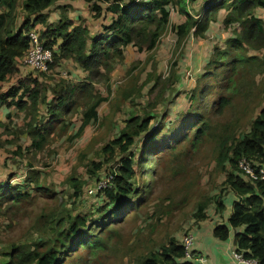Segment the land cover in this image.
Instances as JSON below:
<instances>
[{"label":"trees","instance_id":"obj_1","mask_svg":"<svg viewBox=\"0 0 264 264\" xmlns=\"http://www.w3.org/2000/svg\"><path fill=\"white\" fill-rule=\"evenodd\" d=\"M83 1L89 4V11L94 19H98L104 11L111 14L109 24L102 28L103 33L91 36L84 19H69L68 10L66 15L61 12L55 23H48V16L44 12L52 7L56 0H0V107L23 112L27 120L17 133H5L8 127L2 122L0 128L5 131L3 133L15 137L18 134L24 135L29 141L27 147L16 146V151L12 153L14 155L11 154L10 157L22 159L29 154L35 157L57 144L52 142L54 136L59 137V141H64L65 138V143L70 146L80 139L88 125L98 120L100 105L111 102L112 110L121 102H135L140 98L142 90L154 82L155 85L147 93V97L154 94L153 102L143 106L142 111L146 114L125 112L127 117L119 134L99 150L98 158L101 161L89 162V175L95 174L94 171H98L106 163H112L107 177L110 179L104 188L97 191L98 196L105 201L96 208L100 214L98 221L90 227L92 219L88 226L86 219L71 217L69 214L66 217L53 218L49 232L43 239L30 245H11L8 251L2 253L0 264H62L79 246L89 250L100 249L102 238L91 232L98 231L96 227L101 230L110 221L111 224L122 223L143 201L135 179L137 168L147 161L144 158L148 155L146 151L151 149L149 153L156 154L155 157L159 158L164 152L173 150L185 142H190L194 148L195 144H199L203 139L209 141L210 135L216 140V166L224 172L223 184L234 196L230 216L226 221L220 220V223L214 226L213 237L226 241L230 230H234V252L240 253L244 259L255 260L256 264H264V182L248 181L237 169V162L242 158L264 167V96H261L260 106L255 102L249 107L253 117L243 127L239 118V112L243 109L231 103L239 86L244 84L249 68H264V24L254 15L255 9H264V0L207 2L199 18H194L188 13L184 0ZM100 4L106 7L102 8ZM64 7L72 10L68 5ZM61 9L63 10V7L56 8L59 11ZM171 9L184 18L179 25L170 21ZM220 10L227 12L224 28L233 25L237 27L233 38L226 40L223 50L217 45L213 47L210 60L203 73L194 81L190 93H181L185 95H182L183 100L179 104L186 110L179 112L177 119L166 128L169 116L164 105L170 106L179 97V93L174 92L178 83L176 67L179 59L184 56L186 41L190 36L200 41L206 39L210 21L215 20ZM167 31L173 32L176 37L173 48L175 57L168 63L169 74L164 77L162 74L158 75L155 70L156 62L148 55L158 48ZM30 34L36 35L41 47L53 52L47 72L31 69L24 64L28 51L33 47ZM128 46L138 53H146L148 58L154 61L153 71L147 73L140 84V80L133 78V83L116 91L112 99L104 97L95 90V85L109 84L116 67L124 62V53ZM249 51H254L257 55L260 52L262 59L260 55H248ZM63 61L76 64L86 74L85 78L72 85L48 79L53 83V86L49 85L45 79L50 77L49 71ZM134 67L135 65H131L127 69L128 79L134 73ZM22 69L31 72L22 77L19 73ZM32 71L46 76L42 77L44 83L41 84L33 78ZM215 84L220 86L222 92L214 103L215 106L209 107V111L204 113L206 95L209 92L218 95L219 90L212 91L215 88H211ZM249 86L250 83L246 81L242 88L245 90L242 94L245 99L250 96L247 94ZM225 90L229 92L224 93ZM47 93L50 94V99ZM147 100L149 101L148 98ZM42 105L47 107L46 118L39 117ZM157 106L161 107V113L154 111ZM256 109L258 112H255ZM70 112H78L80 117V125L74 133L70 132L69 123L66 122ZM211 113L222 118L221 128L210 122ZM145 115L147 116L144 117ZM9 116L8 113L6 117ZM240 129L243 132L240 137H236ZM69 133L71 135L66 140ZM11 142L0 137V151ZM86 156L87 152H83L80 159L84 160ZM27 163L30 169L33 168L31 162ZM76 175L75 167L65 183L73 189L77 199L84 180ZM10 179L9 176L6 181L0 183V191L8 189L0 194V212L4 205L21 206L31 199L28 187L10 186ZM41 179L37 172L29 171L25 174L24 182L27 185L32 184L34 190L42 192L45 188ZM217 197V201L213 199L214 209L215 214L220 216L224 206L222 196ZM209 200L212 201L211 197ZM210 202L202 201L197 206L194 213L196 222L207 219L203 210ZM187 234L192 235L191 230L185 235ZM182 239L178 241L169 238L161 245L159 251L141 257L137 264H192L185 257ZM191 255H196L192 248Z\"/></svg>","mask_w":264,"mask_h":264},{"label":"rangeland","instance_id":"obj_2","mask_svg":"<svg viewBox=\"0 0 264 264\" xmlns=\"http://www.w3.org/2000/svg\"><path fill=\"white\" fill-rule=\"evenodd\" d=\"M184 1L185 4L188 2V0ZM81 3L85 2L83 0H56L54 5L44 12L48 16L47 22L50 24L55 23L59 19L60 13L63 12L66 15L67 10L68 13L75 10L78 17H80V13H84V9L86 8ZM65 5L71 6L72 10L64 7ZM57 7H63V10H58V14L56 13ZM105 7L104 5L103 8ZM254 11L255 17L260 19L264 24V18L262 17L264 10L257 8ZM218 13L215 20L210 21L208 28V30H211L208 36L214 42L210 44L209 40L207 46L200 49V54H197L190 61L186 60L185 55L183 56L184 59H179V64L176 67L178 83L174 88V92L179 93L177 100H181L182 95H185L184 93L181 94L182 91L186 94L190 93L191 87H187L186 85L190 81L194 83L197 77L203 73L204 67L210 60L213 47L217 45L218 48L223 50L226 40L233 38L234 31L237 29L234 25L228 27L230 28L231 36L224 37L223 43H220L218 37L212 33V31L219 33L221 29H228L224 28L225 16H218ZM90 17H92L91 14ZM110 17L111 14L104 11L99 17V27L103 28L104 25L107 26ZM178 17L184 20L182 16L178 15ZM83 18L85 17L83 16ZM174 22L175 25L180 24L177 21ZM210 26H212L211 29ZM208 36L202 41L206 42ZM220 40L222 41L223 37H220ZM163 41L148 56H152V59L155 60V70H157L158 75L162 74L164 77H167L170 69L168 63L175 57L173 51L174 43L170 31L166 32ZM249 53L248 55L250 56L258 57L260 55L262 59L260 52H258V55L254 51H249ZM124 55V62L116 67L109 84L103 85L100 83L95 85V90L102 96L112 99L116 91L132 84L133 78L140 80V84L146 78L147 73L153 71L152 63L154 61L150 60L146 53H138L133 48H128ZM187 62L189 63L187 64ZM131 65H135V71L128 79L126 72ZM189 69H191V73ZM250 69L251 67L249 68V72H246L244 84H238L240 85L239 89L231 99V103L235 107L243 109L239 112L242 127L253 117L249 107L255 102H258L257 106H260L259 104L262 102L260 100L261 96H264V68L253 66ZM30 72L31 70L22 69L19 73L20 76L26 77ZM48 74L51 78L40 76L34 71H32L31 76L36 78L41 84L44 83L43 78L46 77V81L51 86H53L52 80L48 79H54L57 82L61 81L66 85L77 84L83 80L78 67L71 61L61 62L58 67L49 71ZM246 81L250 83L249 90L247 91V94H250V96L245 99L242 96L245 90H242V88L245 86ZM154 85L153 82L149 87L146 86L142 90L140 98L136 99L135 102H121L112 110H110L112 108L111 102L100 105L98 120L88 125L80 139L75 140L70 146L65 143V138L64 141H59V137L54 136L52 142H57V144H54L51 149L45 150L35 157L29 154L26 158L22 159L19 157L13 159L10 156L14 155L12 153L16 151V146L27 147L29 145L28 139L24 135L18 134L15 137L12 134L5 133H17L27 122L26 116L23 112H18L14 108L0 107V122L8 127V130H5L6 132L0 128V137L3 140L12 141L6 144L4 149L0 151V183L6 181L10 176L11 181L9 180V185H23L20 186L21 188L28 187L27 190L31 197L30 200L22 203L21 206L20 204L17 206H10L8 204L1 208L0 258L2 257V253L8 251L11 245H30L43 239L49 232L48 228L51 226L50 222L53 218L66 217L69 214L71 217L86 219L87 225L90 219H92L90 227L98 221L100 214L96 211V208L100 207L105 201L102 197L98 196L97 191L100 183L107 181L112 163H104L105 165L98 171H94L95 174L89 175L91 173L88 170L90 167L89 162L93 160L95 163H99L101 161L98 158L99 150L119 134L127 117L125 112L134 111L139 115L144 113L142 111L143 106L149 102H153L154 94L147 97V93ZM219 87L216 84L211 86V88L216 89L212 91L219 90L218 95L214 93L210 94V92L206 95V110H204V113L205 111H209L207 110L209 107L215 106L214 103L222 92ZM257 89H260V91H257ZM223 92L227 93L229 90ZM47 97L48 99L51 98L49 93H47ZM177 100L170 106L166 107L164 105L169 116L166 128L169 127V123H173L177 119L176 116L179 112L183 113L186 110L183 107V110L174 113V105L178 104ZM115 102L114 97L113 103L115 104ZM151 105V109H153V104ZM46 109L45 105L41 106L39 109L40 118L48 116ZM154 111L161 113L162 109L157 106ZM8 113L10 116L6 117ZM79 119L78 112L67 114L66 122L69 123L70 132L74 133L78 129L80 125ZM210 122L221 128L223 121L222 118L211 113ZM242 132L241 129L237 133L235 132L236 137H240ZM70 135L71 133L66 136V140ZM215 141V137H211L210 135L209 141H204L203 139L199 144H195L194 148L191 147L190 142H185L180 146H176L173 150L164 152L159 158L155 157L156 154L149 153L151 149H148L149 151H146L148 155L144 156L147 161L137 168L138 174L137 179H135L139 186L138 191L141 193L140 197L143 198L140 206L129 213L122 223L111 224L110 221L101 230H99V227H96L98 231L93 230L91 232L102 238L103 244L100 249L89 250L87 247L79 246L75 252L71 253L70 258H66V261L62 264H137L141 257L150 252L159 251L161 245L165 244L169 238H175L180 241L196 225L194 213L197 206L202 201L210 202V197L212 199L210 205H207L203 210L207 219L209 221H226L231 214L234 196L223 184L224 172L220 167L216 166ZM83 152H87L84 160L80 159V154ZM27 162H31L33 168L30 169ZM75 167L76 176L84 180L81 193L77 199L74 197L73 189L65 183L66 178L70 176ZM29 171L37 172L39 177H42L41 181L46 190L44 189L42 192H39L32 188V184L27 185L24 182L25 174ZM2 191L7 192L8 189H3ZM2 191H0V194L4 193ZM89 191H92V193H89ZM218 195L222 196L221 201L224 206V210L220 216L215 214V204L213 201V199L218 200Z\"/></svg>","mask_w":264,"mask_h":264},{"label":"crops","instance_id":"obj_3","mask_svg":"<svg viewBox=\"0 0 264 264\" xmlns=\"http://www.w3.org/2000/svg\"><path fill=\"white\" fill-rule=\"evenodd\" d=\"M214 1H219V0H188V2H186V9L192 17L199 18L203 12L204 5L207 2H214ZM79 3H80V1H79ZM81 4L83 6H86V8L84 9V11H85L84 13H82V12L80 13V17H82V18H83V16L85 17L83 19L85 21V25L87 26V28L90 32V35L96 36V35L103 33V31L101 30L102 28H100L98 25L100 18L94 19V18L90 17V14L92 16H93V14L89 11V4H85V3H81ZM100 5L103 8L104 4H100ZM262 10H264V9H262ZM56 13L58 14V10H56ZM57 14H56V17H57ZM226 14H227V12L225 10H220V12L218 13V16H226ZM68 16H69V18H71L73 20H77L79 18L78 14L76 13L75 10H74V12H69ZM262 17L264 18V14ZM170 21H172V23H174V25H175L174 21H177V23L179 24V23H182L181 21H183V20L180 17H178L177 13L174 12V10L171 9L170 10ZM211 27L212 26H210V29H211ZM210 32H211V30H208L206 35L208 36L210 34ZM170 33L172 36V41H173V43H175L176 37H175L173 32L170 31ZM212 33H214L218 37L220 43L221 42L223 43V41L225 39L224 37L231 36L230 35V28L221 29L219 31V33L217 31H212ZM220 37H223L222 41L220 40ZM209 40H210L209 36H208V40L206 42L200 41L199 39H195L194 37L190 36L188 38V40L186 41V44H185L184 55H185L186 60L190 61L197 54H200V49L202 47H206L208 44L207 42H209ZM162 41H163V39H162ZM213 42H214V40H210V44ZM202 43L204 45L201 46L200 44H202ZM128 48H132V47L128 46L126 48V50ZM210 51H211V49H210ZM208 57H209V55L207 56V59H208ZM183 59H184V57H183ZM188 63L189 62H187V64ZM75 66L77 67L76 64H75ZM78 70H79L82 78H85L86 74L83 73L82 70H80L79 68H78ZM189 72L190 73L192 72L191 69H189ZM186 75H187V73H186ZM193 84L194 83L190 81L186 86L192 87ZM182 100H183V98H181V100H178V104L174 105V109H175L174 113H178L179 111L183 110V105L179 104V102ZM219 223H220V220L209 221L208 219H206L204 221L196 222L195 227L193 229H191V234L194 238V242L192 245L193 252L196 253V255L198 254L201 257H203L208 264H238L232 256V253L235 251V246H234V242H233L234 230H232V229L230 230L229 238L226 241H219L218 239L213 237V234H212L213 228L215 225H217Z\"/></svg>","mask_w":264,"mask_h":264},{"label":"built area","instance_id":"obj_4","mask_svg":"<svg viewBox=\"0 0 264 264\" xmlns=\"http://www.w3.org/2000/svg\"><path fill=\"white\" fill-rule=\"evenodd\" d=\"M33 42V47L28 51L27 57L24 59V64L31 69H37L40 72L48 71V64L52 62L53 52L49 49L41 47L37 42V37L34 34H30ZM237 169L243 173L248 181H262L264 182V167L258 166L248 159L242 158L237 162ZM110 178H107V181ZM100 183L98 188H104L106 183ZM92 193V191H89ZM194 242L192 235L187 234L182 239V246L185 251V257L188 258L192 264H208L206 260L198 255H191V248ZM233 258L238 264H256L255 260L244 259L240 253L233 252Z\"/></svg>","mask_w":264,"mask_h":264},{"label":"clouds","instance_id":"obj_5","mask_svg":"<svg viewBox=\"0 0 264 264\" xmlns=\"http://www.w3.org/2000/svg\"><path fill=\"white\" fill-rule=\"evenodd\" d=\"M220 1V0H219ZM236 26V25H235ZM188 261H190L188 258H186ZM191 262V261H190ZM192 263V262H191Z\"/></svg>","mask_w":264,"mask_h":264}]
</instances>
